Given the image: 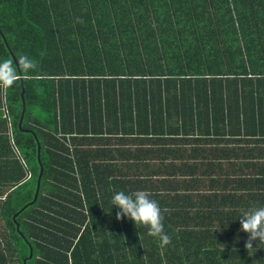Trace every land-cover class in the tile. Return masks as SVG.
<instances>
[{"label": "trees", "instance_id": "1", "mask_svg": "<svg viewBox=\"0 0 264 264\" xmlns=\"http://www.w3.org/2000/svg\"><path fill=\"white\" fill-rule=\"evenodd\" d=\"M0 264H264V0H0Z\"/></svg>", "mask_w": 264, "mask_h": 264}, {"label": "water", "instance_id": "2", "mask_svg": "<svg viewBox=\"0 0 264 264\" xmlns=\"http://www.w3.org/2000/svg\"><path fill=\"white\" fill-rule=\"evenodd\" d=\"M22 94H23V90L21 89V92H20V97H21V99H22ZM39 175H40V169H39V174H38V177H37V180H36V188H35V192H34V197L36 196V190H37V186H38ZM30 256H31V252H30V250H29V255H28V257H30ZM23 263H24V261H23Z\"/></svg>", "mask_w": 264, "mask_h": 264}]
</instances>
